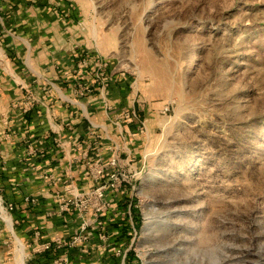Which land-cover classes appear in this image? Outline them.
Here are the masks:
<instances>
[{"label": "rangeland", "instance_id": "rangeland-1", "mask_svg": "<svg viewBox=\"0 0 264 264\" xmlns=\"http://www.w3.org/2000/svg\"><path fill=\"white\" fill-rule=\"evenodd\" d=\"M66 2L79 45L74 100L100 90L117 128L145 129L133 154L119 146L126 185L110 200L117 222L110 211L103 224L81 201L58 200L61 184L40 179L33 164L12 169L0 140V264H37L48 253H35V233H44L29 216L44 205L66 230L53 238L72 242L90 224L68 248L72 264H98L97 233L119 264H264V0ZM44 187L53 204L42 201ZM118 220L132 235L113 247ZM50 254L60 263L58 250Z\"/></svg>", "mask_w": 264, "mask_h": 264}, {"label": "crops", "instance_id": "crops-1", "mask_svg": "<svg viewBox=\"0 0 264 264\" xmlns=\"http://www.w3.org/2000/svg\"><path fill=\"white\" fill-rule=\"evenodd\" d=\"M71 8L66 0H0V126L9 133L3 154L12 169L33 164L39 172L49 170L58 180L70 177L78 186L88 188L94 182L85 176L83 164L99 157L107 164L114 146L123 145L133 154L132 146L140 141L139 123L123 127L124 132L122 125L117 128L114 120L118 112L108 111L100 90L82 102L74 100L77 83L69 74L79 45L72 38L73 19L67 16ZM82 74L84 78L85 72ZM29 99L35 105L26 111ZM13 103L18 106L13 107ZM27 176L23 171L18 177L29 183L33 177ZM40 190L42 201L53 204V190ZM53 211L44 205L29 215L43 229L45 240L66 231L61 229L60 220L51 217ZM118 211L116 204L107 216L110 222H117ZM131 228L120 222L111 226V242L103 243L124 245L131 239ZM98 234L94 238L100 254L98 264H119L111 251L100 246ZM84 261L73 259V264H87L88 260ZM33 263L52 264V259L37 256Z\"/></svg>", "mask_w": 264, "mask_h": 264}, {"label": "built area", "instance_id": "built-area-1", "mask_svg": "<svg viewBox=\"0 0 264 264\" xmlns=\"http://www.w3.org/2000/svg\"><path fill=\"white\" fill-rule=\"evenodd\" d=\"M79 66L85 67V62H80ZM86 87L88 88V85ZM90 91V89H87V93H89ZM34 105L35 101L33 99H29L25 110L29 111ZM17 106L18 105L16 103H13V107ZM129 114L127 115V117L129 116ZM131 115L133 116V119L134 117H136L135 112H133V114ZM144 125L145 123H139L141 132H144ZM5 126L8 127V122H5ZM8 138L9 133L7 131H0V140H7ZM112 148L114 155L111 157L107 164H105L103 159L100 157L95 160H87L83 164L85 169V176L88 178L92 177L95 184L90 188H84V190H81V188H79V186L74 182L73 178L70 177L63 180H58L59 178H57V176L49 170H44L42 172L40 170V179L50 182L51 185H57L58 183L61 184L60 186H62L63 188L62 190H60V192H57L58 200L66 202L67 206H69L70 203H74V201H81L85 209L88 208V213H86L93 217V221L97 224H103V222L101 221L102 219L100 218L108 214L114 207L113 203L110 201L112 200L111 196H116V194L120 192V189L124 187V185H126L124 175L119 170V164L121 160L116 155L117 151H119V147L114 146ZM40 155L45 156V152L41 151ZM27 201H29V199ZM89 227L90 224L82 225V234H84V232L87 233ZM82 234H80L81 236L76 237L74 241L68 243L67 241L62 240L59 237L50 240H42L44 238L42 232L37 231L33 240L35 244L34 251L35 253L41 254L45 252L52 253L53 250H58V253L60 252L61 254V257L59 258L60 263L58 261H54V263L52 262V264H72L68 256V248H73L79 241L82 242L83 240H86L87 237H82ZM84 253H88V250H85ZM118 255H121V251H118Z\"/></svg>", "mask_w": 264, "mask_h": 264}, {"label": "trees", "instance_id": "trees-1", "mask_svg": "<svg viewBox=\"0 0 264 264\" xmlns=\"http://www.w3.org/2000/svg\"><path fill=\"white\" fill-rule=\"evenodd\" d=\"M86 73H89V71H87ZM85 75H88V74H85ZM88 78H89V77H88ZM116 115H117V114H116ZM44 256L47 258V260H50V259H52V257H53V255L50 254V253H47V254H45ZM128 258H129V261L131 262V261H132L131 255H129Z\"/></svg>", "mask_w": 264, "mask_h": 264}, {"label": "bare ground", "instance_id": "bare-ground-1", "mask_svg": "<svg viewBox=\"0 0 264 264\" xmlns=\"http://www.w3.org/2000/svg\"><path fill=\"white\" fill-rule=\"evenodd\" d=\"M0 210H1V208H0ZM22 250H23V246H22ZM22 260H23V255H22Z\"/></svg>", "mask_w": 264, "mask_h": 264}]
</instances>
